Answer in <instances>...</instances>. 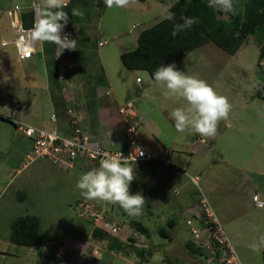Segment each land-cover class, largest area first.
Masks as SVG:
<instances>
[{"label":"rangeland","instance_id":"374dc122","mask_svg":"<svg viewBox=\"0 0 264 264\" xmlns=\"http://www.w3.org/2000/svg\"><path fill=\"white\" fill-rule=\"evenodd\" d=\"M29 1L32 0H4V3L0 4V11L5 13L3 21L6 25H3L9 26L5 34L7 38L12 36L7 10L15 6L16 3L22 4ZM34 1L38 2V0ZM73 1H75L74 7L82 8L83 12L92 9L95 16H92L91 20L103 16L101 21L103 26L99 32L98 40H107L108 42L105 46L98 48L96 40V45L94 44L93 47L105 58L115 93L119 99L130 100L136 104L138 114L144 122L139 129L140 139L143 143L150 142L152 156H160L156 152L161 148L153 139L157 123L163 129L160 136L164 140L167 136L168 142L170 138L181 137L190 145L198 139H204L209 145L214 143L208 156L203 157L195 154L192 161L189 158L193 155L192 150L197 147L196 143L186 151H174V155L170 159L163 156L162 160L158 159L159 157H154L151 161L133 163L135 179L130 183V194L139 192L145 198V191H147V200H145L142 215L138 218L128 216L120 207L114 213L110 212L112 214L109 216L110 220L128 228L126 233L120 235L119 238L128 240L130 236L135 237L136 244L145 248L149 252L146 254L155 263H169L170 261L171 264H227L223 257L218 258L217 250L220 251L219 248H216L215 245L208 248L196 240L192 232L193 227L201 226L197 216L203 213L201 198L205 196L239 258L245 262L248 260L252 264H256L261 258L260 252H253L249 245L258 242L259 237L264 235V206H258L254 200V196L258 195L264 202V101L257 96L258 88L264 84V59H259L260 41L258 38L249 36L236 54H230L217 44L208 42L174 63L177 70L206 81L218 95L227 97L231 104L227 119L218 123L215 137H203L190 130L179 132L175 129L174 121L170 118L169 113L175 108H186L188 104L185 99L170 93L166 86L156 82L148 71L128 70L120 59L121 52L137 47L140 32L170 12L169 5L177 0H157L163 2L162 9L159 10V13L157 12L153 16L149 14V17L146 18L143 11L134 9L133 4L128 8L108 9L104 0ZM149 2L150 0H135V3L140 5H147ZM158 14L161 15L156 18ZM96 22L90 25L84 23L79 29L84 34L87 31L98 30ZM133 24H138V27L132 28ZM117 35L120 40L113 39V36ZM38 47H40V43H37ZM47 59L48 62L52 61L51 71L54 70V73L57 66H65L63 60L57 63L53 55L34 59L33 61H36L37 65L20 61L12 46L10 55L4 59V67L1 69L2 88L4 89L2 101L9 95L11 89L9 81L14 86L38 81L37 86L30 89L36 92L39 101L47 100L48 105L50 97L46 82L47 75L49 78ZM118 66L123 67L124 72ZM138 77L141 79L140 81L137 80ZM17 93L25 99L33 98L25 90ZM50 111L51 107H47L46 112ZM148 119L149 123L146 121ZM2 120L4 119L0 118V123H2L0 164L3 160L10 159L16 166V170L22 157L15 161L17 154L13 156L12 153L17 150H13L16 147L13 141L20 140L23 136L19 130L17 132L12 122L8 120H5L8 122H2ZM200 146L203 145L198 147ZM8 147H11L10 153L4 154ZM162 153L166 154L164 151ZM216 157H219L221 161H216ZM187 160H190L191 163ZM39 161L36 160L18 173L12 171L14 178L11 180L12 184L3 189L5 195L4 201L0 202L1 205L11 197L13 189L19 185L23 176L31 174L35 176L40 173L35 171ZM58 166L61 168L59 174L67 177L63 183L64 187L68 190L74 187L78 192L71 197H67V195L58 197V203L49 208L48 214L43 215L44 242L35 248L3 245L0 250L14 252L15 249H18L22 254L27 255L28 260H35L44 253L47 260L52 261L53 264H63L61 260L68 259V257L75 264H139L141 257L133 249H130L132 251L127 255L124 251L113 250L111 252L103 244H99L103 247L90 245L89 242H92L90 232L94 225L89 220L82 218L75 206L77 197L84 198L81 195V190L76 187L78 178L89 170L82 165H77L74 169L64 168L60 164ZM71 175L76 180L74 186L69 179ZM197 175L202 177L199 182L192 179ZM4 176L0 171L1 183H5L7 179ZM205 180L208 182L206 183ZM65 188L62 189L65 190ZM65 194H67V190ZM71 199H75V202L69 205ZM89 201L104 210L93 200ZM193 206L194 208L190 210V207ZM27 209L31 210V214H33V208ZM131 219L143 222L149 228L150 236L134 232L129 223ZM169 220L175 221L173 228L168 225ZM188 220H191L192 224H189ZM161 227L171 230V238L164 239L159 235ZM87 239L89 240L85 244V252L91 251L93 255L94 249L97 248L99 258L94 256L93 258L89 253L81 254L74 249L70 250L69 248L72 246H66V243L78 244L79 240L85 242ZM189 240L200 247L203 255H194L190 252L186 245ZM204 241H207V238H204ZM75 246L77 248V245ZM68 249L69 255L67 256ZM28 251L32 253L31 258H28ZM14 262L15 260L10 256L7 264H14Z\"/></svg>","mask_w":264,"mask_h":264},{"label":"crops","instance_id":"0c3cea01","mask_svg":"<svg viewBox=\"0 0 264 264\" xmlns=\"http://www.w3.org/2000/svg\"><path fill=\"white\" fill-rule=\"evenodd\" d=\"M34 2L35 1L32 0L31 2L29 1L27 3H22V4L16 3L15 5L18 4L23 10H27L32 7ZM160 2L157 0H150V2L147 3V5H140L138 3H134L133 6L134 9H139L143 11L146 18L147 16L149 17V14L153 16L157 12L159 13V10H161L163 6L162 5L163 2L161 3ZM1 3H4V0H0V4ZM65 3H66V7L71 6L72 9L74 8L79 9L80 12L82 13L81 17L71 16L69 18V23L71 24L70 28L67 29L65 26V28L71 32L70 39L77 40L76 49L73 50L66 49L64 51L65 55L63 53V61H62L64 62L65 66L56 67V73H58V77L61 86L63 88V96L65 99L66 108L56 110L53 98L51 96L50 81H49L50 79L48 78V75L46 81L48 88V96L50 97V102L48 105H47V100L43 102L41 99V101H39L36 92H33L30 89L31 87L37 86L38 81L21 84V86L20 85L14 86L13 84H10L11 81H9V87H11V89L9 90V95L8 97L4 98L5 99L4 101H2V98L4 96V93L2 94V91L4 89L2 88L3 76L1 69H3L4 67V59L9 57L10 55L11 47L12 46L14 47V45L11 44L6 48H0V92H1L0 114L4 116H9L11 118L12 116L11 108H10L11 98L17 97L20 102L18 117L22 121L43 128H50L51 127L50 116L52 111L56 110L59 119L60 131L63 133H68L69 127L67 124L68 121L67 109L72 108L74 109L77 117L79 118L83 128L86 129V131L90 132L92 135H94L97 139H100L106 147L112 149H124L126 148V138L123 128V118L119 113V106L131 101L125 99L122 101L119 99L118 95L115 93L111 73L107 66L106 60L100 54V52L96 51L93 47L94 44L96 43V40L98 41V48L105 46L108 42L107 40H104L106 41V43L100 45V42L102 41L98 40L99 32L101 30V27L103 26L101 23V21L103 20V16L99 17L98 19H96L97 17H95L94 20H91V17L95 16V14H93L92 9H88L86 10V12H83L82 8L80 9L74 7V5L72 7V3L70 0H65ZM171 6L172 3L169 5V9ZM163 13L165 14V12ZM4 15L5 13H2V11H0V23L5 30H8L9 26L3 25V24L6 25V23L3 21ZM160 15L161 14L156 15V18L159 17ZM164 17H166V15H164ZM95 21H97L96 29L98 28V30L87 31L84 34L81 31V29H79L84 23H86V25H90ZM11 38L12 36L9 37V39ZM113 39L120 40V37L118 35L113 36ZM37 49L38 51L42 52L41 58L38 57V55L36 54L34 57L23 62L32 65H37L38 63L33 60L36 58L42 59L46 55L45 51L43 50V45L41 43H40V47H38ZM55 55H56V51H55ZM118 67L122 70V72H124L125 69L123 67L121 66ZM23 90L27 91L28 94L33 98L29 97L25 99L24 97H21L17 92ZM47 107H51L50 112H46ZM90 110L92 116L90 115ZM139 118L142 126L144 123L143 119L140 116ZM146 121L148 123L150 122L149 119ZM2 122H8V121L2 120ZM1 124L2 123H0V140L2 139ZM158 124L159 123H157L156 125L157 130H155L157 134L153 133V139L157 141V143L161 148L156 152V154H159L160 156H152V159L154 157H159L158 159L162 160L164 159L162 158L163 156H167L170 159L174 155V151L176 150H180L181 152L186 151L187 148L195 146L196 143L197 147H195L192 150L193 155L191 156V158H189L192 161V159L196 156L195 154L203 157L208 156L210 150L212 149V145L214 146V143L209 145L204 139H198L196 140V142L192 143L191 145L189 144V142H186L185 139H182L181 137L170 138L168 142L167 136H165V140L160 136V134L163 133V129ZM13 125L16 127L14 122ZM16 129L18 132L19 129L17 127ZM19 132L22 133L23 138L17 141H13V144L16 145V147L13 150L14 151L17 150V151H15V153L12 154L13 156L17 154L15 161L19 160V158L21 157L22 160L18 163L16 170H15L16 166H14V164L11 162L10 159L3 160L1 162L0 171L3 172V174L5 175L4 177H7V179L5 180V183L0 182V202L4 201L3 200L5 195V193H3L4 187H7V185L12 184L11 180L14 178L12 173L13 172L18 173L32 164L31 163L27 167L24 166L25 158L27 154L32 150L33 140L30 137L26 136L21 130H19ZM143 144L150 151L151 149L150 142ZM199 145H203V146L198 147ZM10 150L11 147H8L7 151H5L4 154L10 153ZM163 151L166 154H163L162 153ZM215 159L216 161L220 160L219 157H216ZM37 160L40 161L35 171H39L40 173L35 176L32 174L28 176H23L21 178V181L19 182V185H17V187L13 189L12 195L7 200V202H5L3 205L0 204V247L3 245H9V246L18 245L10 240V235L14 222L20 216L36 215L41 218V222H42L43 215L48 214L50 211L49 208L58 203V197H65V195H67V197H71L78 192L74 187H72L70 190L64 187L63 183L65 182V179L67 177H64L59 174V169L61 168L57 164H55L52 160L48 158H39ZM190 160H187V162H189ZM191 161L189 163H191ZM198 177L199 175L192 177V179L195 182H199L200 180H202V177L199 178ZM69 179H71V184L74 186V184L76 183L75 177L71 175L69 176ZM207 182L208 181H206V183ZM62 188H65V190H63ZM66 190H67V194H65ZM77 199L78 197L76 198V200ZM93 201L98 205L102 206L103 209L110 210L108 206L109 203L100 200H93ZM74 202L75 199L69 200V205H72ZM27 208L29 209L33 208L34 209L32 210L33 214H31L32 213L31 210H28ZM193 208L194 206L190 207V210ZM91 233L92 230L90 232V235ZM88 240L89 239H87L85 242L79 240L78 244L75 243L72 245L66 243V246L68 245L72 246L71 248H69L70 250L74 249L77 252H80L81 254L84 253L91 254V251L85 252V244L88 242ZM46 243L48 244L49 242ZM89 243L90 245H94L97 247L99 246V243L96 244L93 241ZM40 245L41 244L36 246H25V245H19V246L35 248ZM75 245H77V248ZM99 247H103V246H99ZM69 249L66 252L67 256L69 255ZM263 250L264 247H262L260 250L261 258L260 260L258 259L256 264H264ZM111 252H113V250H111ZM45 255L46 254L43 253L40 256H38V258H36L35 260H28L27 255H25V253L22 254L18 249H15L14 252H7L0 250V264H7V261L10 258V256L15 260L14 264H36V262H38ZM91 256L93 257L92 254ZM31 257H32V253L28 251V258ZM240 260L242 264H252L248 260H246L247 262H245L241 258ZM61 261L63 262V264H69V263L75 264L74 262H71V258L69 257L68 259H62ZM82 262L85 263V261Z\"/></svg>","mask_w":264,"mask_h":264},{"label":"trees","instance_id":"16d2710c","mask_svg":"<svg viewBox=\"0 0 264 264\" xmlns=\"http://www.w3.org/2000/svg\"><path fill=\"white\" fill-rule=\"evenodd\" d=\"M83 1V0H82ZM72 7L75 1H71ZM235 12L217 11L215 8L208 7V0H177L170 7V12L174 14L173 20L166 17L142 30L138 36L137 47L130 51H124L120 54V59L124 66L129 70H146L154 79V72L159 66H167L180 60L191 51L202 45L213 42L230 54H236L242 45L248 40L249 36H256L260 41L259 59H264V0H233ZM64 11L72 16L71 6L64 8ZM194 17L197 23L190 29L179 32L175 37L171 35L174 23H180L181 15ZM22 19L24 25L29 27L34 20L33 10H22ZM68 23L66 28H70ZM43 50L47 56L55 57L56 45L51 43H42ZM55 60V58H54ZM52 61L47 59L49 69L50 91L57 109H65V99L62 94V86L58 73L51 71ZM155 80V79H154ZM257 96L264 101V84L257 90ZM90 115L92 116L91 110ZM0 118L12 121L9 116L0 114ZM145 200H147V191H145ZM130 227L134 232H140L147 237L150 236L149 228L141 221L131 219ZM168 225L173 228L174 220H169ZM41 218L36 215L20 216L13 224L10 240L18 245L36 246L44 242L42 234ZM159 235L164 239L171 238V230L166 227L159 229ZM92 241L96 244H103L110 250L125 252L129 254L133 249L140 260L145 258V248L136 244V238L128 237V240H122L113 236L104 230L94 227L91 233ZM138 247H136V246ZM187 247L194 255H203L199 246L192 241L187 242ZM218 258H221V250H217ZM264 263V250H263ZM36 264H53L52 261L39 260ZM167 264H171L167 262Z\"/></svg>","mask_w":264,"mask_h":264},{"label":"built area","instance_id":"2783aa9c","mask_svg":"<svg viewBox=\"0 0 264 264\" xmlns=\"http://www.w3.org/2000/svg\"><path fill=\"white\" fill-rule=\"evenodd\" d=\"M17 5L7 10V15L10 18L11 39L5 37L6 30L0 23V48H6L12 44L15 47L17 58L20 61H26L34 57L38 52L37 43L33 45L29 41L28 33V30L33 27L35 20L38 18V2H34L31 7L34 14V20L29 27L24 25L22 19L23 9L20 5L19 7ZM133 26L132 28H137L138 24H134ZM61 35H68L69 38H71V32L65 27L62 30ZM105 43L106 41H102L100 42V45ZM64 51L59 54L56 48L55 58L57 62L63 60ZM137 80L140 81L141 79L138 77ZM10 108L12 114L11 119L16 127L33 140L32 150L25 158V167L39 158H48L55 164H60L67 169L82 165L86 169L92 170L93 168L99 167V161L105 154L118 155L119 153H121L124 158L129 156L135 157V162L133 160V163L137 164L152 160L150 151H148L147 147L140 139L139 129L141 122L136 104L132 101L119 106V113L123 118V128L126 138V148L124 149H112L106 147L100 139H97L94 135L83 128L79 118L72 108L67 109L68 133L60 131L56 110H53L50 116L51 127L43 128L26 123L18 117L20 102L17 97L11 98ZM140 153H143V155H140ZM254 200L258 206H264V202L258 197V195L254 196ZM201 203L203 206V213H200L197 216L201 226L199 228H192L195 239L205 244L208 248H212L213 245H215L216 248H219L221 250V257L224 258L227 264H242L239 256L232 247L222 224L205 196L201 198ZM75 206L82 218L89 220L93 223L94 227L104 230L113 236L119 237L120 235H123V233H126L128 229L127 226L109 219V216L112 215L110 212L114 213L119 208V205L109 204L110 210H102L89 200L78 198ZM188 223L192 224V221L188 220ZM204 238H207V241H204ZM98 254V249H94L93 256L99 258ZM42 259L45 260L46 257L43 256ZM139 264H167V262L155 263L146 254L145 258L142 259Z\"/></svg>","mask_w":264,"mask_h":264},{"label":"clouds","instance_id":"9594fccd","mask_svg":"<svg viewBox=\"0 0 264 264\" xmlns=\"http://www.w3.org/2000/svg\"><path fill=\"white\" fill-rule=\"evenodd\" d=\"M104 3L108 9H119L130 7L135 0H104ZM65 7V0H38V18L28 30L29 41L33 45L45 42L55 44L59 54L65 49H76L77 40L61 35L69 20V14L63 10ZM208 7L225 13L235 12L233 0H208ZM71 14L80 16L82 13L74 8ZM166 19L173 20L174 14L168 12ZM180 21L173 25V37L197 23L196 18L183 14ZM153 75L155 81L166 86L170 93L187 101L186 108H175L169 113L175 129L179 132L190 130L203 137H215L219 121L227 119L231 110L227 97L218 95L206 81L177 70L174 63L157 67ZM133 160L135 162V157L124 158L121 153L105 154L99 161V167L78 178L76 187L85 199L119 205L128 216L138 218L142 215L145 198L139 192L130 194L129 191L130 183L135 179ZM249 247L259 253L264 247V235Z\"/></svg>","mask_w":264,"mask_h":264},{"label":"water","instance_id":"95a60500","mask_svg":"<svg viewBox=\"0 0 264 264\" xmlns=\"http://www.w3.org/2000/svg\"><path fill=\"white\" fill-rule=\"evenodd\" d=\"M37 55H38V57L41 58V57H42V52H41V51H38V52H37Z\"/></svg>","mask_w":264,"mask_h":264}]
</instances>
